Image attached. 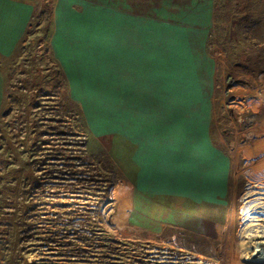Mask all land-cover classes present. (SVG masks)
I'll return each instance as SVG.
<instances>
[{
  "label": "rangeland",
  "instance_id": "rangeland-1",
  "mask_svg": "<svg viewBox=\"0 0 264 264\" xmlns=\"http://www.w3.org/2000/svg\"><path fill=\"white\" fill-rule=\"evenodd\" d=\"M11 1L35 12L0 51V264H264V223L247 209L264 200V0L213 2L209 133L228 178L195 210L137 188L115 134L100 27L117 0ZM166 1L157 42L179 26L180 4Z\"/></svg>",
  "mask_w": 264,
  "mask_h": 264
},
{
  "label": "crops",
  "instance_id": "crops-1",
  "mask_svg": "<svg viewBox=\"0 0 264 264\" xmlns=\"http://www.w3.org/2000/svg\"><path fill=\"white\" fill-rule=\"evenodd\" d=\"M176 1L181 10L171 17L179 26L167 28L162 42L155 37L159 0H117L114 13L101 15V95L111 98L107 109L115 99V134L131 147L137 188L174 195L186 204L181 210H195L228 178V158L209 133L215 65L203 58L214 0ZM30 12L0 0L1 52L15 48ZM1 86L0 74V100Z\"/></svg>",
  "mask_w": 264,
  "mask_h": 264
},
{
  "label": "bare ground",
  "instance_id": "bare-ground-1",
  "mask_svg": "<svg viewBox=\"0 0 264 264\" xmlns=\"http://www.w3.org/2000/svg\"><path fill=\"white\" fill-rule=\"evenodd\" d=\"M254 190V189H253ZM253 190L250 189V191L248 192L246 199L253 195ZM263 197L262 196H256L251 198L248 202V206L247 209L249 211L250 214H254L252 215V217L260 222L264 223V200L261 201Z\"/></svg>",
  "mask_w": 264,
  "mask_h": 264
},
{
  "label": "trees",
  "instance_id": "trees-1",
  "mask_svg": "<svg viewBox=\"0 0 264 264\" xmlns=\"http://www.w3.org/2000/svg\"><path fill=\"white\" fill-rule=\"evenodd\" d=\"M36 9V8H35ZM34 12H35V10H34ZM34 12H33V14H32V17L34 16ZM32 20V19H31ZM31 20L29 21V24H28V27L27 28H29L30 27V25H31ZM27 33V29L25 30V32H24V35ZM19 43H20V39H19V41H18V43H17V45H16V48L19 46ZM62 73V78H64V73L63 72H61Z\"/></svg>",
  "mask_w": 264,
  "mask_h": 264
}]
</instances>
